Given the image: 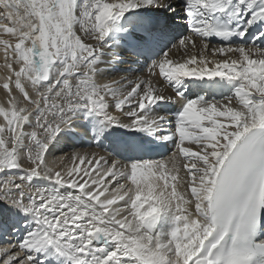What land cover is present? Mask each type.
I'll return each mask as SVG.
<instances>
[{
  "label": "snow or ice",
  "instance_id": "6c2138e0",
  "mask_svg": "<svg viewBox=\"0 0 264 264\" xmlns=\"http://www.w3.org/2000/svg\"><path fill=\"white\" fill-rule=\"evenodd\" d=\"M0 52V264H264V0H0Z\"/></svg>",
  "mask_w": 264,
  "mask_h": 264
},
{
  "label": "bare ground",
  "instance_id": "6f19581e",
  "mask_svg": "<svg viewBox=\"0 0 264 264\" xmlns=\"http://www.w3.org/2000/svg\"><path fill=\"white\" fill-rule=\"evenodd\" d=\"M3 38H7V37H3ZM174 51H175V49L174 50H172V52L170 53V55H172L173 56V53H174ZM3 54V53H2ZM1 53H0V59H1ZM4 62V61H3ZM0 72L1 73H3V68L0 66ZM7 75V74H6ZM7 103H8V97L6 96V94L4 93V90L2 89V87H0V105H2V106H5V107H7ZM0 122H3V118H0ZM75 143L77 144V145H86L87 144V141H83V142H81V141H75ZM62 148H63V151H57V152H64V151H67V150H69V149H72L73 147L71 146V144L70 143H68V142H65L63 145H62ZM94 151V150H93ZM92 151V152H93ZM98 154V153H97ZM101 155V154H100ZM50 165V164H49ZM51 167H56L57 165H55L54 164V166H52V165H50ZM0 242H1V240H0ZM9 242H7V243H5V244H3L2 242L0 243V245L2 246H7V244H8Z\"/></svg>",
  "mask_w": 264,
  "mask_h": 264
},
{
  "label": "rangeland",
  "instance_id": "374dc122",
  "mask_svg": "<svg viewBox=\"0 0 264 264\" xmlns=\"http://www.w3.org/2000/svg\"><path fill=\"white\" fill-rule=\"evenodd\" d=\"M0 53H1V56L3 57L2 52H0ZM2 57H1V58H2ZM0 85H2V84H0ZM92 151H93V150H92ZM92 151H91V152H92ZM93 153H95L97 156H101L100 153H99L97 150H95V149H94V151L92 152V154H93ZM97 153H98V154H97ZM88 154H89V152H88ZM55 155H56L57 157H59V156H61V155H63V154H62V153H57V152H56ZM48 163H49L50 165H52V166H54V164L58 166L59 163H60V161H59V159L52 160L51 158H49V159H48ZM66 163H67V161H66ZM50 165H49V166H50ZM55 168H56V167H55ZM2 243L5 244V243H7V242H6V241H2ZM0 247H6V246H3V245L1 246V245H0Z\"/></svg>",
  "mask_w": 264,
  "mask_h": 264
}]
</instances>
